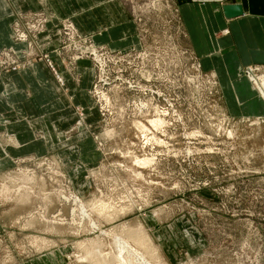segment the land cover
<instances>
[{
    "label": "rangeland",
    "instance_id": "374dc122",
    "mask_svg": "<svg viewBox=\"0 0 264 264\" xmlns=\"http://www.w3.org/2000/svg\"><path fill=\"white\" fill-rule=\"evenodd\" d=\"M122 1L138 47L112 50L60 22L64 63L94 69L92 106L74 107L47 153L0 173V264H264V115L227 108L173 0ZM26 14L14 42L38 55L48 18ZM13 55L0 50V67L21 66ZM249 69L264 80V67L243 71L264 103Z\"/></svg>",
    "mask_w": 264,
    "mask_h": 264
},
{
    "label": "crops",
    "instance_id": "0c3cea01",
    "mask_svg": "<svg viewBox=\"0 0 264 264\" xmlns=\"http://www.w3.org/2000/svg\"><path fill=\"white\" fill-rule=\"evenodd\" d=\"M173 4L190 50L202 68L217 77L220 91L228 94L227 108H249L264 115V103L243 73L247 65L264 67V0H173ZM225 4H239L242 14L226 16ZM30 11H42L48 18L46 30L37 37L38 55L31 54L25 42H14L16 18ZM63 18L112 50L138 47L142 41L122 0H0V50L12 48L22 63L15 70L0 67V173L9 170L16 157L47 153L75 120L74 107L89 111L92 106L91 63L78 59L67 65L56 51Z\"/></svg>",
    "mask_w": 264,
    "mask_h": 264
},
{
    "label": "bare ground",
    "instance_id": "6f19581e",
    "mask_svg": "<svg viewBox=\"0 0 264 264\" xmlns=\"http://www.w3.org/2000/svg\"><path fill=\"white\" fill-rule=\"evenodd\" d=\"M252 70L251 69H249V71H247L248 72V75L250 74L249 72H251ZM249 77H250V79H252L254 82H255V85H257L256 87H257V89L260 91V95L262 96V98H263V100H264V80H262L261 78H256L255 80L252 78V76H251V74L249 75ZM154 122H157V121H153V123ZM158 122H160V120L158 121ZM152 161H153V159H152ZM137 162L139 163V164H141V165H147V163H149L150 162V159L148 158H144V159H139V160H137ZM151 163V162H150ZM141 232V231H140ZM140 234V233H139ZM138 235V234H137ZM137 237V236H136ZM140 238V237H139ZM143 239V238H142ZM121 240V239H120ZM134 240H135V238H134ZM141 240V239H140ZM117 241V240H116ZM123 241V240H122ZM121 242V241H120ZM119 242V245H118V243H117V247H118V250H119V252H118V255H117V260L119 261V263L121 262V261H124V258H123V251H125V253L127 252H129L128 254H130V252H132V251H127L128 250V248L129 249H131L130 247H131V245L128 247V243H130V242H126V240H125V242H121L120 243ZM97 244V243H96ZM99 245V244H98ZM132 250V249H131ZM109 253V252H108ZM135 253V252H134ZM137 253H139V252H137L136 251V253H135V255L137 254ZM110 254V253H109ZM100 255V254H99ZM115 255V254H114ZM137 256H139V254L137 255ZM140 256H141V254H140ZM114 256H112V259L114 260V258H115ZM111 258V257H110ZM110 258H109V260H110ZM139 258V257H138ZM125 259H126V257H125ZM128 259V258H127ZM108 260V261H109ZM106 262V260H105V263L104 262H102L103 264H111V261H109V262ZM129 261V260H128ZM131 261V260H130ZM115 263L117 262V261H114ZM99 263V262H98ZM126 263H129V262H126ZM145 263V262H144ZM147 264V263H146Z\"/></svg>",
    "mask_w": 264,
    "mask_h": 264
},
{
    "label": "water",
    "instance_id": "95a60500",
    "mask_svg": "<svg viewBox=\"0 0 264 264\" xmlns=\"http://www.w3.org/2000/svg\"><path fill=\"white\" fill-rule=\"evenodd\" d=\"M223 11L228 17H234L242 14V8L239 4H225L223 6Z\"/></svg>",
    "mask_w": 264,
    "mask_h": 264
},
{
    "label": "built area",
    "instance_id": "2783aa9c",
    "mask_svg": "<svg viewBox=\"0 0 264 264\" xmlns=\"http://www.w3.org/2000/svg\"><path fill=\"white\" fill-rule=\"evenodd\" d=\"M68 26L70 27V30H71V29H72V25L69 23ZM68 26H67V27H68ZM68 29H69V28H68ZM20 38L24 40L25 36L21 35Z\"/></svg>",
    "mask_w": 264,
    "mask_h": 264
}]
</instances>
